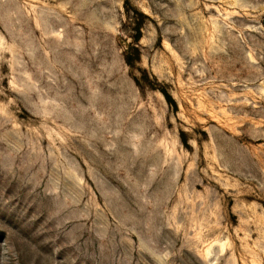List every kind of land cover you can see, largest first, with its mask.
<instances>
[{
  "label": "rangeland",
  "instance_id": "374dc122",
  "mask_svg": "<svg viewBox=\"0 0 264 264\" xmlns=\"http://www.w3.org/2000/svg\"><path fill=\"white\" fill-rule=\"evenodd\" d=\"M0 264H264V0H0Z\"/></svg>",
  "mask_w": 264,
  "mask_h": 264
},
{
  "label": "trees",
  "instance_id": "16d2710c",
  "mask_svg": "<svg viewBox=\"0 0 264 264\" xmlns=\"http://www.w3.org/2000/svg\"><path fill=\"white\" fill-rule=\"evenodd\" d=\"M136 29H137V34L134 36V40L139 41L142 37L141 22L139 25H137ZM135 49L137 51V55L139 56L140 55L139 49L138 48H135ZM127 60L129 61V59H127ZM161 91L164 93V95L166 96V98L168 99L170 104L176 105L175 99L170 95V93L166 89L163 88Z\"/></svg>",
  "mask_w": 264,
  "mask_h": 264
}]
</instances>
